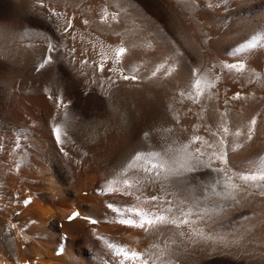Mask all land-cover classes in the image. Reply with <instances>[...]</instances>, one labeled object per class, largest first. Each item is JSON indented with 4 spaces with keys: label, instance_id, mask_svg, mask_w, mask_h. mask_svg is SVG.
I'll use <instances>...</instances> for the list:
<instances>
[{
    "label": "bare ground",
    "instance_id": "bare-ground-1",
    "mask_svg": "<svg viewBox=\"0 0 264 264\" xmlns=\"http://www.w3.org/2000/svg\"><path fill=\"white\" fill-rule=\"evenodd\" d=\"M4 1L0 264H141L109 244L150 260L163 251L157 264H196L178 257L169 229L182 250L264 262V181L241 179L264 171V0ZM185 145L189 153L200 148L217 174L205 206L177 178L153 183L123 171L137 152ZM152 195L191 210L182 217L189 223H119L139 219L125 208L155 211ZM220 205L243 208L234 227L217 222ZM73 212L80 215L69 220Z\"/></svg>",
    "mask_w": 264,
    "mask_h": 264
},
{
    "label": "snow or ice",
    "instance_id": "snow-or-ice-1",
    "mask_svg": "<svg viewBox=\"0 0 264 264\" xmlns=\"http://www.w3.org/2000/svg\"><path fill=\"white\" fill-rule=\"evenodd\" d=\"M85 23H87L85 21ZM70 26V25H69ZM253 45L249 43V47H252ZM240 49H237L239 51ZM125 52L124 48H120L118 52L116 53L117 57L119 58L121 54ZM49 61L46 59L44 61L45 64H47ZM44 65L41 64L40 67L42 68ZM228 68L230 69H237L242 70L244 65L243 64H228ZM100 70L103 71L104 67L103 64L100 65ZM196 70H193V74H195ZM155 75V73H153ZM123 79L125 80H136L138 79L137 76H123ZM197 86L199 85V81L197 80ZM240 93L235 94V98H239ZM255 123V121H253ZM228 128H223V133L227 134ZM53 133L55 135V138L57 142H60V130L59 127L53 128ZM145 136L148 134L145 133ZM202 138L201 137H195L193 142H199ZM220 143H223V136L221 137ZM208 147H213V145L209 144ZM201 150L200 148H197L194 153H189L187 151V145L184 146V148L179 149L175 152H172L171 154L165 153L161 154L159 152H137L134 157L127 163L126 167L123 169L125 173H127L129 170H134L135 174L137 175H143L145 178H147L149 181L155 183L163 178L165 180H169L170 178H180L184 177L186 173H195L199 170L200 167L204 166L203 161L200 159ZM143 159L147 160H154L155 162L151 163L150 166L148 165H139L138 162ZM220 159H224V154L221 152ZM215 171H222V169H215ZM242 180L248 181V180H262L264 181V171H261L259 175H244L241 176ZM124 185L128 186L129 188L132 187V185L129 183L128 179L123 180ZM139 183V181H137ZM113 184L112 180L108 181V185L111 186ZM110 191H117V189L109 187ZM130 194V193H126ZM139 199V197H137ZM150 202H152L153 208L155 211L146 212L140 207H130L125 208L124 211L128 213H133L136 216L139 217L138 220L132 219L131 217L126 219H120L119 223L144 229L145 225H148L149 227L153 226L156 223H165V222H171L173 224H187L189 221L186 218L191 215V210L188 212H185L184 209L181 208H174L173 202L164 200L158 195H152L149 198ZM24 204H30L31 198L25 199L23 201ZM182 203V202H181ZM166 205V206H165ZM107 208L115 213H118L120 215H123L121 210L119 208H115L113 204L109 203L107 205ZM179 212L180 216H176L175 213ZM163 213H169L170 216H165ZM208 210L205 209L203 213H199L198 215L203 216L207 215ZM80 215L79 212H73L72 216H70L68 219L72 220ZM85 219L90 220L92 224H97L99 221L90 217H85ZM179 226V225H178ZM15 227V225H13ZM147 230V229H145ZM109 248H114L117 255L123 256L125 260H140L141 264H157V261L159 260V257L163 256V251H160L158 255H155L153 253H148V256L150 259H145L143 253L139 252H129L125 250L123 247H117L116 245L109 244ZM158 247V246H154ZM160 264H163V261H160Z\"/></svg>",
    "mask_w": 264,
    "mask_h": 264
},
{
    "label": "rangeland",
    "instance_id": "rangeland-1",
    "mask_svg": "<svg viewBox=\"0 0 264 264\" xmlns=\"http://www.w3.org/2000/svg\"><path fill=\"white\" fill-rule=\"evenodd\" d=\"M9 10L8 4L4 0H0V18L6 17ZM217 174L211 168H206V166H202L195 173H186L184 177L177 178L175 183L177 182L179 187L183 188V192L185 195L189 197L192 201H196L199 205L204 204L205 197L209 193H211L216 185ZM176 183V184H177ZM264 188V182H261L260 185ZM180 187V188H181ZM211 190V191H208ZM209 192L206 194V192ZM204 195V196H203ZM206 195V196H205ZM203 199V200H202ZM207 206V205H206ZM215 206H210V209ZM222 207V208H221ZM220 210L217 212L215 216L217 222H219L222 226L228 225L230 227H234L237 220H233L232 216L240 213L243 208L237 206L236 208L229 209L224 208L222 205L219 206ZM218 208V209H219ZM230 211V212H229ZM239 219V216L236 218ZM173 238V243L175 244L174 250L178 254V257L186 261L194 262L196 264H264V262H255L253 260L246 258L243 254L236 255L233 253H223V252H214L210 254H198L192 250H182L178 246L179 235L174 229H169ZM174 230V231H173ZM175 236V237H174ZM195 254H194V253ZM245 257V258H244Z\"/></svg>",
    "mask_w": 264,
    "mask_h": 264
}]
</instances>
